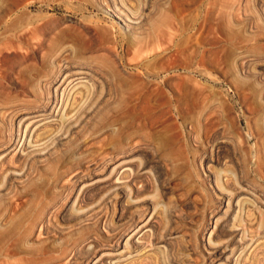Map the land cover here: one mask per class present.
I'll return each instance as SVG.
<instances>
[{
    "label": "rangeland",
    "instance_id": "rangeland-1",
    "mask_svg": "<svg viewBox=\"0 0 264 264\" xmlns=\"http://www.w3.org/2000/svg\"><path fill=\"white\" fill-rule=\"evenodd\" d=\"M12 1L21 25L0 27V48L16 47L20 56L0 64V146L14 128L12 114L42 101L37 82L48 84L53 76L41 66L42 57L64 50L72 62L80 54L106 55L129 86L106 96L84 127L53 147L49 162L30 176L37 188L30 192L26 181L1 204L3 223L29 211L33 217L39 201H52L55 228L72 225L60 215L74 192V176L102 175L109 163L134 160L146 166L137 185L146 189L138 203L107 206V227L101 222L90 233L100 248L122 251L120 236L155 207L152 234L137 240L132 258L121 264H210L208 229L216 220V243L230 244L227 255H234L229 264H264V0H128L134 9L145 7L133 32L97 0ZM142 74H148L147 88ZM217 186L246 191L241 197L247 205L228 222H222ZM93 193L101 195L92 191L88 198ZM244 210L255 223L240 228L234 223L244 222ZM56 242L52 234H34L17 258L56 257ZM88 246L76 264L95 255Z\"/></svg>",
    "mask_w": 264,
    "mask_h": 264
},
{
    "label": "bare ground",
    "instance_id": "bare-ground-1",
    "mask_svg": "<svg viewBox=\"0 0 264 264\" xmlns=\"http://www.w3.org/2000/svg\"><path fill=\"white\" fill-rule=\"evenodd\" d=\"M0 2V27L4 26L7 30H10V28L21 25V18L13 17L16 12L18 13L15 10L16 6L14 7L15 3L12 0H0ZM96 2L97 4L105 5L106 11L110 12L112 19L114 17V20L116 19V22L121 24L120 27L130 32L136 30L133 26H137L138 19L141 18L140 14L142 13V9L145 8L141 9L140 6L139 9H134L128 3V0H97ZM228 36L230 40H232L233 36L236 37V35ZM4 50L0 48V64L5 59L4 57L19 55L16 47L8 46ZM66 52L64 50L57 55L42 57L41 66L51 71V74L53 73L52 79L48 84L44 83V85L41 82V78L37 82L38 86L43 87L44 96L42 97V101L39 105L31 109L29 108V110L22 109L12 114L14 128L12 131L10 130L11 132L8 135L6 144L0 146V207L1 204L7 203L6 199H8V196L14 193L13 191L21 187L26 181L29 182V190L32 192L33 188L36 187V182L32 179L36 173V167L43 166L44 163L49 162L50 152L53 147L62 141H66L67 143L68 138H71L69 135L73 129L84 127L89 119V115L98 111L99 106H102V103L105 102L106 96H116L122 90L123 86H129V83H126L122 78L125 74L119 71L115 62L107 58L106 55L87 58L80 56V54L76 57V61L72 62L68 60V56L65 55ZM139 76H143L142 83L144 86H142V83L138 85L147 88L146 78L148 74L147 76L146 74ZM138 82H140V78ZM134 89L131 93L134 92ZM4 105V107L9 109L11 102H7ZM145 167V165L136 164L134 160L124 162L115 161L104 167V173L102 175H97L92 171V174H89L87 177L74 176V192L60 215V218L65 219L66 223L72 222L73 224L63 229H56L51 222L50 210L52 209L51 206H53L52 201L51 203H46V205L43 201H39L37 208L34 209L35 213L33 217L31 211H29L21 217L18 216L7 223H3L6 218H4V212L0 208V264H76L80 252L87 245L92 247V254H95L87 262L88 264H121L124 261L127 262L129 258H132L129 254H131L130 251L137 244L135 242L148 238L152 234L155 207L151 210L149 209L150 211L145 213L142 219L134 220L127 233L120 236L118 246L124 241L122 245L123 250L120 252H118V248H100L97 240L90 233L101 222L102 226L107 227V220L104 221L103 215L110 203L114 202L118 206H121L122 203L128 205L138 203L141 190L144 187L146 189V186H143L141 190L137 186L139 182H144L143 178L146 176V172L144 171L146 169ZM106 171H109V173L107 172L108 174H105ZM228 182V178H226L225 186L229 184ZM222 183L224 184V182ZM217 187L214 192L219 195L220 204H223V207H220V211L223 210V220L225 221L222 220V222H228L231 216L234 215L233 212L235 210L244 209V206L247 205L246 199L241 197L244 193L246 194V191L241 188L227 190L224 189L225 187ZM21 189L23 188L21 187ZM92 191L95 193L97 191L101 192V195L96 198L97 195L93 193L95 198H88L89 193H92ZM142 201L144 202L145 200H141L140 202ZM146 202H144L145 205L147 204ZM244 212L247 213L244 222L237 223L236 221L234 223L237 227H250L255 223L253 216L251 217L245 210ZM120 219L118 218L119 221ZM216 225L217 220L214 222L213 228L208 229L210 235L208 236V249L206 252L210 256V264H229L233 259V252L227 255L228 250L231 248L230 244L222 245L218 242L216 243L215 240L220 236H218V232L216 233ZM240 228L238 232L242 230ZM34 234L38 237L52 234L57 238L58 242L53 243V246L56 250L59 249L57 251L58 256L41 255L40 257L28 259L17 258L19 248L24 247L23 244L25 241L31 236H34ZM63 234L66 236H63ZM74 236L75 238H73ZM92 254L87 253V258L92 256ZM123 257L125 258L123 259Z\"/></svg>",
    "mask_w": 264,
    "mask_h": 264
}]
</instances>
